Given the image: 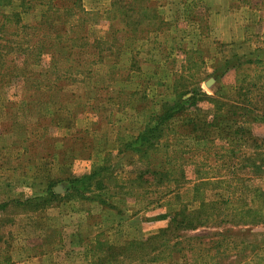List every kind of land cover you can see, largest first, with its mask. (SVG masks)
<instances>
[{
	"label": "rangeland",
	"instance_id": "obj_1",
	"mask_svg": "<svg viewBox=\"0 0 264 264\" xmlns=\"http://www.w3.org/2000/svg\"><path fill=\"white\" fill-rule=\"evenodd\" d=\"M43 2L0 0V264H264V0Z\"/></svg>",
	"mask_w": 264,
	"mask_h": 264
},
{
	"label": "trees",
	"instance_id": "obj_2",
	"mask_svg": "<svg viewBox=\"0 0 264 264\" xmlns=\"http://www.w3.org/2000/svg\"><path fill=\"white\" fill-rule=\"evenodd\" d=\"M6 3H12L14 0H5ZM19 1L20 3H24L25 0H16ZM37 1V0H35ZM43 4L47 3L48 5L51 6V10L50 13L52 14V16H54V18L59 21V19H61L62 16L64 15H69V18H72L73 15H75V13L77 12H82V7H81V0H43ZM10 3V4H11ZM46 4V5H47ZM131 8L129 9V11L135 13L137 16L140 13H146L147 10H149L148 8H144L140 6L139 0H132V4H131ZM112 6H114V4H112ZM48 8V6H47ZM54 11V12H53ZM127 10L124 9V13ZM156 10H154L155 12ZM61 13L63 15H61ZM155 14H157L155 12ZM14 15H18V14H14ZM127 17V15H126ZM125 18V15H124ZM19 22V21H18ZM52 22V21H51ZM47 23V17H42L40 19V21L35 24V25H29L30 28L36 29L38 31L43 30L44 34L40 37L38 36V40L37 38L35 39L34 34L27 36L29 38V44H30V51L32 50V53H36L37 56L41 55L42 53H49L52 57V60H56L57 57H54L53 54H60L62 51L68 50L69 46L72 42H76L78 40L70 38L69 34L72 32L74 33L76 30H81V28L79 26H71V27H65L62 24V27H64V32H61V30H57L55 28H57L54 23ZM140 24L139 20L137 21V23H135V30L137 29L138 25ZM134 30V31H135ZM82 33V32H81ZM86 42V37L85 36H81L79 38V42ZM69 43V44H66ZM35 45V46H34ZM74 45V44H71ZM71 47V46H70ZM72 48V47H71ZM52 53V54H51ZM60 60H62L61 58H59ZM68 60V59H67ZM197 102L195 96L187 98L186 100H174V102L172 103L173 105L171 107H167L166 105H164V111L162 112L160 118L158 119V124L157 126H153L151 129H147L148 130V134H151L149 136V139H147V137L145 135L139 136L137 138V141L139 143H142V145L147 146V145H151L150 144V137H154V136H159L160 132L158 131V126L159 124H161V122L163 121H169L175 114V112H178L179 110H181L183 107L185 106H193L195 103ZM140 143V144H141ZM143 146V147H144ZM201 208V207H200ZM204 209H199L195 212L190 213L189 215H185V212H180V213H176L173 216H169V226H168V230L169 231H173L176 229H193L194 226L192 225V222L190 220L191 215L197 214V213H201ZM214 210V209H213Z\"/></svg>",
	"mask_w": 264,
	"mask_h": 264
},
{
	"label": "crops",
	"instance_id": "obj_3",
	"mask_svg": "<svg viewBox=\"0 0 264 264\" xmlns=\"http://www.w3.org/2000/svg\"><path fill=\"white\" fill-rule=\"evenodd\" d=\"M216 16H212V18H215ZM226 23H230V21L229 20H227V22ZM238 27H236V33L239 31V29H237Z\"/></svg>",
	"mask_w": 264,
	"mask_h": 264
}]
</instances>
